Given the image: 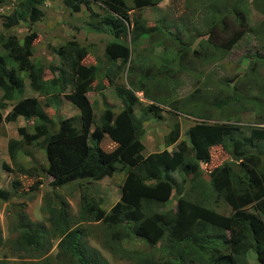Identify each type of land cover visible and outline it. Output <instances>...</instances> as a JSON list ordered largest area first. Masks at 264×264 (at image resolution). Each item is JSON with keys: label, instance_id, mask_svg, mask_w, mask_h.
<instances>
[{"label": "trees", "instance_id": "obj_1", "mask_svg": "<svg viewBox=\"0 0 264 264\" xmlns=\"http://www.w3.org/2000/svg\"><path fill=\"white\" fill-rule=\"evenodd\" d=\"M61 1L64 7L72 11L79 10L80 3H86V0ZM132 1L133 8H140L159 0ZM38 2L40 0H26L22 6L19 3L10 15L3 16L4 28L9 29L23 21L28 30L21 39L9 32L0 34L3 51L0 54L1 100L19 97L4 119L13 121L20 115L24 119L31 117L35 120L31 132L18 127L16 131L19 139L7 141L8 157L15 164L16 152L23 145L35 141L43 151L45 166L25 168L16 165V171L31 177L39 172L50 175L55 186L61 185L68 176L80 180H98L118 170H123L124 175L118 200L107 212L100 207L101 198L85 192L80 195V212L76 219L68 215L64 202L51 206L49 204L52 202L47 200L49 204L44 210L48 213V228L34 224L24 211L15 214L13 230L18 231L16 242L19 251L42 249L49 244L42 239L48 234L50 238L59 239L56 252L58 259H69L74 264H96L98 255L84 245L83 231L77 222H102L111 230L113 240L135 238L153 252L159 250L162 240L165 245L171 243L166 260L159 261V258L154 259L149 255L144 256L142 264H246V254L250 251L255 263H264V154L260 155L264 151L259 152L253 145V142L264 141V126L249 127L247 140H241L236 136L237 128L232 124L223 121L211 123L204 116V119L187 128L185 141L179 140V126L175 122L162 136L163 148L142 155L144 146L140 136L143 132V113L151 111L154 118L161 119L160 108L152 102L147 103L140 108L136 118L133 110L140 102L134 92L141 90L140 86L130 82L127 88L112 83L123 68L129 72L131 48L127 40H137L152 32L154 27L146 28L133 19L128 29L126 23L130 20L132 6L126 5L124 0H99L105 13L98 16L93 14L96 18L91 27L97 31H105V27L111 30V39L103 47L106 68L100 70L95 64H83L81 60L87 51L71 39L55 49L54 53L61 58V62L47 65L51 75L44 79L43 65L29 58L31 43L35 38L30 26L42 16L41 10L35 5ZM232 14L242 26V15L238 12ZM171 35L175 40V35ZM197 51L188 46H179L173 52L172 59L175 55L177 59L185 58L186 53L191 56ZM6 58L15 62V65H8ZM170 60L171 54L165 57L157 69L166 70L165 73L173 71L171 67L166 69L163 66H167ZM126 62L128 64L124 65ZM17 70L25 72L29 88L38 95L68 91L64 96L78 107L77 119L59 118L54 128L35 98L21 96L23 83ZM249 70L250 74L254 73L253 66ZM54 71L56 74H53ZM96 73H101L108 84L113 85L120 107L114 113L105 107L98 119L93 120L85 93L104 88L100 83L92 85ZM226 100L214 105L224 104ZM3 107L4 104L0 102V108ZM224 118L228 122L230 115ZM104 136L113 144L107 151L100 145ZM169 146L172 148L167 150ZM212 146L221 147L230 160H224L206 171L204 180L199 167L209 162V149ZM250 148L255 149L252 151ZM172 173L181 175L179 182L171 178ZM17 182L13 180L12 185H17ZM184 182H187L188 189L183 188ZM38 184L39 181H35L32 189H36ZM210 192L215 201L221 198L229 207L228 214L218 213L204 205L203 197ZM11 194L0 189V200H9ZM172 194L176 195L174 205L163 208ZM249 206L251 210L246 209ZM141 226H144L142 232L138 231ZM171 251H177V254Z\"/></svg>", "mask_w": 264, "mask_h": 264}, {"label": "rangeland", "instance_id": "obj_2", "mask_svg": "<svg viewBox=\"0 0 264 264\" xmlns=\"http://www.w3.org/2000/svg\"><path fill=\"white\" fill-rule=\"evenodd\" d=\"M124 1L133 8L132 0ZM19 3L22 6L26 0H0V34L9 32L21 39L28 33L23 21L9 29L2 26L3 16L10 15L17 9ZM35 5L41 10L42 16L30 26L35 38L31 43L32 53L29 58L43 65L44 79L50 78L51 75L47 65L61 62V58L54 53L55 49L71 39L76 40L77 44L87 51L81 60L83 64H95L100 70L106 68L103 47L111 39V30L105 27V31H97L91 27L96 18L93 14L98 16L105 13L99 0H86V3H80L77 11L64 7L61 0H40ZM263 6L264 0H159L153 5H144L130 11V20L126 23L128 29L134 19L137 24L146 28L154 27V30L137 40H127V45L131 48L129 72H126V68L120 70L112 84L114 86L122 84L128 88L132 82L135 86H140L141 90L134 92L140 102L133 110L136 118L140 114V108L147 103L152 102L160 108L161 119L154 118L151 111L143 113V121L141 120L143 132L140 137L144 144L142 155L161 150L162 136L175 122L179 126V140L185 141L187 128L194 122L204 119V116L211 123L223 121L232 124L237 128L236 136L241 140L244 138L247 140L249 127L264 126ZM235 12L242 15L244 21L242 26L233 18L232 13ZM171 34L175 35V40ZM130 36L131 32L128 38ZM179 46L182 48L188 46L198 51L191 55L192 57L186 53L185 58L177 59L175 55L172 59L173 52ZM214 46L216 48H213ZM2 53L0 46V54ZM170 54V62L163 66L166 69L171 67L173 71L165 73L166 70L157 69ZM6 60L8 65H15L11 59ZM126 64L128 62L124 65ZM251 66L254 69L252 74L249 70ZM17 74L23 83L21 96L35 98L54 128L59 118L77 119L78 107L64 96L68 91L38 95L29 88L25 72L17 70ZM53 74H56V71ZM95 83L102 84L104 88L85 94L93 120L98 119L105 107L113 113L120 107L113 85L108 84L101 73L95 74L92 85ZM18 99L19 97L14 96L11 100H1L0 91V102L4 104V107L0 108V189L13 193L9 200H0V264H74L69 259L56 257L59 239L50 238L48 234L42 239L49 244L42 249L19 251L16 242L18 231L13 230L14 215L24 211L26 217L34 224L48 228V213L44 209L49 204L47 200H50L51 206L64 202L68 215L76 219L80 212V195L85 192L101 198L100 207L107 212L118 200L124 172L118 170L111 176H104L98 180H80L68 176L61 185L56 186L50 175L39 172L31 177L17 172L16 165L28 168L44 167L46 164L43 151L35 141L23 145L16 152L15 164H12L8 157L7 141L18 138L17 128L24 127L31 132L32 124L35 123L31 117L24 119L20 115L13 121L4 119V115ZM225 99L226 103L214 105ZM226 115H230L228 122L224 118ZM100 145L106 151L113 146L106 136ZM253 145L259 152L264 151V141L255 144L253 142ZM170 148L172 147H167ZM209 156V162L200 164L199 167L203 179L207 177L206 171L214 165L230 160L228 154L219 146L210 147ZM180 176L178 173L171 174V178L177 182L180 181ZM13 180L18 181L17 185H12ZM35 181H39V184L36 189H32ZM183 188L188 189L187 182H184ZM203 198L204 205L214 211L224 215L230 212L221 198L216 201L213 199V193L205 194ZM175 199L176 195L172 194L163 208H171ZM246 209L251 210L252 207ZM77 225L83 231L84 245L96 251L98 255L99 262L96 264H142L144 256L149 255L162 261L167 259L166 253L172 246L171 243L165 245L162 240L159 250L153 252L135 238L113 240L111 230L102 222L78 221ZM143 229L144 226H141L138 231L142 232ZM171 252L177 254V251ZM245 260L246 264H257L251 251L246 254Z\"/></svg>", "mask_w": 264, "mask_h": 264}, {"label": "crops", "instance_id": "obj_3", "mask_svg": "<svg viewBox=\"0 0 264 264\" xmlns=\"http://www.w3.org/2000/svg\"><path fill=\"white\" fill-rule=\"evenodd\" d=\"M85 94H86V93H85ZM191 125H192V124H191ZM191 125H190V126H191ZM140 137H141V136H140ZM143 146H144V144H143ZM169 147H171V146H169ZM167 150H168V149H167ZM156 152H157V151H156ZM105 177H107V176H105Z\"/></svg>", "mask_w": 264, "mask_h": 264}]
</instances>
